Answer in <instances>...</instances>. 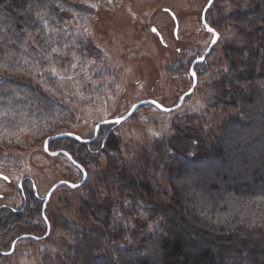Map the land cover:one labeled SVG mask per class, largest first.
<instances>
[{"label":"trees","instance_id":"1","mask_svg":"<svg viewBox=\"0 0 264 264\" xmlns=\"http://www.w3.org/2000/svg\"><path fill=\"white\" fill-rule=\"evenodd\" d=\"M245 2L248 8L215 21V30L236 27L248 41L223 45L229 67L213 70L202 83L211 93L209 109L177 116L168 135L134 151L113 130L107 135L112 125L89 144L68 137L49 143L88 177L78 194V218L56 217L55 227L70 243L57 248L48 242L39 252L44 264H264V0ZM85 7L80 0H0V140L25 131L45 140L57 134L59 119L70 117L64 100L42 85L57 88L50 69L74 54L82 62H103L74 28L82 14L95 12ZM41 11L47 12L43 21L36 16ZM51 47L60 52L49 56ZM188 72L184 60L169 70ZM25 201L24 213H4L0 228L12 221L22 228L40 217L32 191ZM143 217L155 230L137 249L123 248L133 230L126 222Z\"/></svg>","mask_w":264,"mask_h":264},{"label":"rangeland","instance_id":"2","mask_svg":"<svg viewBox=\"0 0 264 264\" xmlns=\"http://www.w3.org/2000/svg\"><path fill=\"white\" fill-rule=\"evenodd\" d=\"M237 1L216 0L209 9L211 18L206 19L210 27H216L214 24L219 16L239 9L240 6H250L246 0ZM80 2L87 9L93 8L95 12L86 13V16L82 14L74 28L82 32L101 52L103 62L72 59L69 62L58 61V64L52 66L59 74L56 75L57 88L42 86L50 94L64 100L71 112L70 117L56 122L53 131L57 134L68 132L81 138H89L88 135H94L97 123L124 115L133 104L142 100L151 99L167 108L174 106L191 87L192 78L188 73L171 74L169 70H175L183 60L189 68L193 60L201 56L208 47L212 34L206 32L201 23V14L208 0ZM174 17L178 25L176 33ZM153 28L157 32L154 33ZM235 28L223 30L217 27L220 38L205 63L196 66L199 71L196 87L179 109L162 112L152 105H144L134 113V117L107 132L113 130L127 144L126 147L134 151L150 138L168 135L171 132V123L177 116L209 109L207 103L211 100V93L206 90L207 85L202 83L213 70L225 71L229 67L224 59L223 45L229 40L237 46L248 41V37L240 35ZM177 52L179 55L176 56ZM73 63L77 67L72 68ZM169 66L171 67L167 69ZM33 73L27 76L33 77ZM65 74L72 79L59 78ZM34 77L37 82L38 73ZM215 111L219 114L221 108ZM106 130L102 133L101 143ZM154 132L160 134L153 135ZM44 137H31L25 131L15 137L0 140V173L9 179L6 181L0 178V204H11L15 208L22 204L17 188L22 179H25V189L33 184L37 194L44 197L55 183L67 180L76 183L82 178V173L67 158L50 157L44 152ZM80 189L81 187L72 189L66 186L56 189L47 202L46 214L50 217L52 227V234H49L47 241L33 243L31 240H21L12 255L1 258L0 264H44L39 252L48 242L57 248L63 247L64 243L69 244V239L55 227V222L59 215L72 220L78 218ZM126 225L133 228L128 240L122 245L128 249H137L138 241L143 236L144 239L148 238L156 228L145 217L138 222L130 220ZM21 233H25L23 229H14L6 240Z\"/></svg>","mask_w":264,"mask_h":264},{"label":"water","instance_id":"3","mask_svg":"<svg viewBox=\"0 0 264 264\" xmlns=\"http://www.w3.org/2000/svg\"><path fill=\"white\" fill-rule=\"evenodd\" d=\"M214 1H215V0H208V2H207V4L205 5V7L203 8V12H202V14H201V23H202V26H203L204 30H206L207 32H209V31L207 30V28L205 27V25H207V27H210V25H209V24L207 23V21H206V15H207L208 10L211 8L212 4L214 3ZM174 24H175V27H174V33H176V32H177V29H178V25H177V22H176L175 17H174ZM210 28H212V27H210ZM212 29H213V28H212ZM213 30L217 33V38H216V43H217L218 40H219V34H218V32H217L215 29H213ZM209 33H210V32H209ZM211 34H212V33H211ZM159 38H160V40H161L160 35H159ZM212 40H213V35H212V39H211V41H210L208 47L206 48V50H205V52L202 54V56L199 57V58H197V59L191 64V66H190V71H189V75H190V77L192 78V84H191V87L189 88V90H188L185 94H183V95L180 97V99L178 100V102H177L174 106H172V107H168V108H167V107L163 106L161 103L155 101L156 104H160V105L162 106L163 109H169L170 111H163V110H161V109H158V108L156 107V104H153V103H152L154 100H151V99H145V100H142V101H140V102H137V103L133 104V105H135V108H133V107H132L133 105H132V106L127 110V112H126L124 115L118 117V118L121 119V122H120L119 124L115 123V120L118 119V118L109 119V120H104V121H102V122L97 123L96 126H95V129H94V135H93L92 138H89V139L81 138V137H79V135H76V134H73V133H68V132H63V133H59V134H54V135H52V136L47 137V138L44 140V142H43V150H44V152H45L48 156H50V157H57V156H64V157H66V158L70 161V163H71L73 166H75L76 168H78V169L81 171V173H82V179H81L78 183H72V182H69V181H60V182L55 183V184L49 189V191L47 192V194H46V196H45V199H44V204H47V202H48V200H49L51 194H52L56 189H58L59 187L66 186V187H68V188L75 189V188H78V187L82 186V185L85 183L86 179H87V173H86V171L84 170V168H83L81 165H79V164H77L76 162H74V160L72 159V157L70 156V154H68V153L65 152V151H50V150H49V143H50L51 141H54V140H57V139H61V138L69 137V138H73V139L77 140V141L80 142V143H86V144L92 143L93 141H95V140L98 138V136H99V132H100V129H101L103 126H110V125H112V127H114V126L120 125L121 123H123V122H125L126 120H128V119H129V118H130V117L136 112V110H138L140 107H143L144 105H152V106H154L155 108H157L159 111H162V112H172V111H175V110L179 109V108L184 104L185 99H186L190 94H192V92L194 91V89H195V87H196V84H197V75H196V73H195V67H196V65H198L199 63L205 61L206 57L210 54L211 50H212L213 47L216 45V43H215V44L212 43ZM107 135H108V134H107ZM65 153H67V155H65ZM69 157H70V158H69ZM0 178H1V179H4V180H7L6 176H4V175H2V174H0ZM21 183H22V182L19 183L20 186H21ZM73 184L77 185V187H75V188L71 187V185H73ZM44 208H45V207H44ZM22 237H28V236H22ZM14 244H15V242H14ZM13 247H14V245H13Z\"/></svg>","mask_w":264,"mask_h":264},{"label":"flooded vegetation","instance_id":"4","mask_svg":"<svg viewBox=\"0 0 264 264\" xmlns=\"http://www.w3.org/2000/svg\"><path fill=\"white\" fill-rule=\"evenodd\" d=\"M219 38H220V35H219ZM201 56H199V57H201ZM199 57H196L193 60V62ZM205 61H206V59H205ZM205 61L201 62L199 64H203V63H205ZM189 71H190V67H189ZM195 73H196V75H198V73H199V71L196 70V67H195ZM188 74H189V72H188ZM107 134H109V132H107ZM76 169H78V168H76ZM6 181H9V179L7 178ZM24 181H25V179H22L20 181V182H22L21 186L18 184V187H17V188H19V191H20L22 204H20L18 208H15L11 204H7V203L0 204V219L4 213H8V212H10L12 214L22 215L24 213V211L26 210V207L28 205L25 201L26 194L28 193V196H29V193L31 191H32V194L35 197V199H37V202H36L37 204H35V205L38 207V211L40 212V217H38L35 220L33 219L32 221L29 222L30 223L29 226L25 225L22 228L20 227V224L18 222H13V221L8 223L5 228H3V229L0 228V261H1V258H5L7 256L12 255L14 250H15L17 243L20 242L21 240H31L34 242H40V241H43L47 236H49V234L51 232L52 227H51V222L49 220L50 217H49V215L46 214V209H47L48 204H44V199H45L46 195L44 197H40L36 192L35 185H33V184L31 185L30 188L26 187V189H25V186H23ZM0 198H2V195H0ZM35 223H37L38 225H34ZM18 228L23 229L25 233H21L20 235L16 236L13 239L11 238L10 240H6L7 236L11 232H13L14 229H18ZM22 236H28V237H22ZM14 242H15V244H14ZM13 245H14V247H13Z\"/></svg>","mask_w":264,"mask_h":264},{"label":"snow or ice","instance_id":"5","mask_svg":"<svg viewBox=\"0 0 264 264\" xmlns=\"http://www.w3.org/2000/svg\"><path fill=\"white\" fill-rule=\"evenodd\" d=\"M36 16H37V19L43 21L44 18H45V16H47V12H44V11L37 12V13H36ZM205 27L207 28V30H208L210 33H212V35H213L212 43L215 44V43H216V38H217V33H216L212 28L207 27V25H205ZM45 28L47 29V25H46V24H45ZM84 30L87 31L86 28H85ZM49 31H51V30L49 29ZM152 31L155 33V32H157V29H156V28H153ZM0 38H3V37H0ZM27 38H28V39H32V38H33V34H32V33H29ZM12 42L15 43V41H12ZM46 42L49 43V44H51L53 41H52L51 39H48ZM21 46L23 47V45H21ZM65 47H68V45H65ZM24 51L27 52V48H26V47L24 48ZM59 52H60V49H59V48H57V47H51V51H50V53H49V56L51 55V53H59ZM73 59H74V60H79V57L75 56V54H74V55H73ZM24 63H28V61H27V60H24ZM2 67H4V66H3V65H0V68H2ZM32 67L37 68L38 65H33ZM71 67H72V68H75V67H77V65H76L75 63H73V64L71 65ZM50 71L52 72L53 75H59V74L56 72V69H55L54 67L51 68ZM59 78H60L61 80H63V79H69V80H71V79H72L71 76H66V74H65V75H60ZM152 103H153V104H156L155 101H153ZM132 107L135 108V105H133ZM156 107H157L158 109L163 110V111H170L169 109H163L162 106H161L160 104H156ZM120 122H121V119H120V118H118V119L115 120V123H117V124H119ZM152 134H153V135H159L160 133L154 132V133H152ZM65 155H67V153H65ZM69 158H70V157H69ZM71 187L75 188V187H77V185L73 184V185H71ZM256 222H257V221H256L255 219H253L252 223L254 224V223H256Z\"/></svg>","mask_w":264,"mask_h":264}]
</instances>
